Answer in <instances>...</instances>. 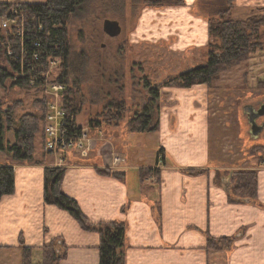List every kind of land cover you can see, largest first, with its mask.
<instances>
[{"label": "rangeland", "instance_id": "obj_1", "mask_svg": "<svg viewBox=\"0 0 264 264\" xmlns=\"http://www.w3.org/2000/svg\"><path fill=\"white\" fill-rule=\"evenodd\" d=\"M6 1L12 4L46 2ZM224 2L199 0L192 10L193 17L207 22L209 30V19L218 13ZM261 2L259 7L255 2L246 10L237 8L235 2L233 20L263 17L264 2ZM183 3V0H84L66 20L70 50L66 64L67 85L58 81L64 73V60L61 58L49 59L46 67L50 73L49 82L66 85V91L71 89V111L77 127L85 130L91 140L77 152L86 153L88 157L101 154L110 169L127 166L129 161L118 155L120 153L132 156L139 153L153 164L160 150L165 151L156 147L162 121L169 117L170 130L175 132L181 107L188 109L193 118L202 112L209 124L212 164L222 169L218 173V181L220 184L228 183L232 190L241 174H257V169L264 167V131L258 140H253L243 111L249 105L257 109L259 102H264V86H260L261 82L264 83V26L260 30V50L246 64L224 73L214 88L204 85V94L185 92L187 89L171 86L169 82L189 69L204 65L212 48L208 47L210 38L205 47L196 48L192 44L197 43L196 40L201 41V28H198L201 22L192 18L188 26L171 24L173 9L183 6ZM106 20L120 24V36L111 38L104 33ZM6 50L0 47V55L7 58ZM18 78L29 81L34 76L11 77L0 86L1 108L13 111L16 124L26 115L42 116L36 103L51 101L37 88L16 87ZM59 104L65 107L64 94L60 95ZM75 107L77 110H72ZM116 107H123V110L117 111ZM147 108L152 110V126L156 129L159 126L158 132L133 134L129 122L141 116ZM257 124L263 125L264 117ZM43 129V123H40L36 149H42L47 155L53 154L45 150ZM10 132L13 133L12 130ZM62 155L64 153L58 156ZM133 168L136 170L137 165L131 163L130 170ZM11 260L15 257L12 256Z\"/></svg>", "mask_w": 264, "mask_h": 264}, {"label": "crops", "instance_id": "obj_2", "mask_svg": "<svg viewBox=\"0 0 264 264\" xmlns=\"http://www.w3.org/2000/svg\"><path fill=\"white\" fill-rule=\"evenodd\" d=\"M183 1L173 9L174 26H188L195 19L192 10L199 0ZM255 2L262 5L261 0H236V6L246 10ZM195 20L201 22V41L192 44L202 48L209 42L208 23ZM205 90L198 85L185 92ZM193 116L181 107L175 132L169 117L162 121L156 146L165 150L162 160L157 157L150 164L139 153L118 154L137 165L136 170H130L129 162L110 169L101 154L88 157L74 151L58 156L36 149L34 162L24 164L0 152V166L13 167L16 175L15 193L0 200V264H21L22 246L32 249L33 264H42L43 248L54 241L67 250L61 264H100L99 234L45 204V170L52 168L65 169L62 191L92 224H125V264H264V167L257 169V201L231 203V185L220 184L222 169L212 164L207 117L202 112ZM6 140L13 143V133H7ZM105 169L125 176H102L99 171ZM143 171L152 172L144 182L139 175ZM223 238L233 240L230 250L207 249L210 239Z\"/></svg>", "mask_w": 264, "mask_h": 264}, {"label": "trees", "instance_id": "obj_3", "mask_svg": "<svg viewBox=\"0 0 264 264\" xmlns=\"http://www.w3.org/2000/svg\"><path fill=\"white\" fill-rule=\"evenodd\" d=\"M84 0H46L42 4L7 3L0 0V18L9 15L12 9L29 14L34 18V22L29 23L27 38L41 42L44 51L43 63L45 70L49 59L61 58L64 60L63 75L58 77V81L67 85V60L70 55L66 39V20L80 8ZM236 0H225L224 4L209 19V46L212 51L208 54L207 62L202 65L183 72L179 77L169 82L171 86L183 89H190L194 86L205 85L209 89L214 85L224 73L240 67L260 50V30L264 26L263 17H250L245 21L233 20L232 14ZM263 11V10H261ZM41 30V31H40ZM0 29V40H6ZM18 54V50H16ZM52 62V61H51ZM20 72V62H15L11 58L0 55V86H3L11 77H16ZM16 87L27 89L30 83L27 79L18 78ZM264 86V83H260ZM32 87V86H31ZM71 89L65 91L64 109L72 115L70 99ZM157 95V93H156ZM0 102V152H4L18 163L32 164L35 158L36 137L40 132L46 113V100L36 103L38 110L42 111V116L26 115L16 124L13 111L2 109ZM45 106V108L43 107ZM115 108V107H114ZM123 107H116L117 111H122ZM72 110H77L75 107ZM152 110L147 108L141 116L129 122L130 130L133 134L156 133L159 126H152ZM13 131L14 142L6 140V134ZM163 151L160 150L158 161L164 158ZM165 162V159L164 161ZM102 176L122 179L125 175L112 173L110 170L99 171ZM157 174V172H154ZM200 171H192V174H200ZM152 174L151 171L139 172L140 181ZM237 179L236 185L229 192L231 203H241L245 201H257V174L244 173ZM65 176V169L45 170V192L44 201L47 205L55 206L68 212L86 231L98 233L100 236V264H125L126 248V226L121 222L92 224L82 213L77 202L62 191V181ZM16 175L13 167L0 166V200L4 196L15 193ZM22 243V242H21ZM54 241L43 248L42 264H61L66 258V247L61 242ZM22 246V244H21ZM233 246V240L223 238L219 240L210 239L207 249L210 251H228ZM22 264H33L32 249L23 247ZM60 249V251H59Z\"/></svg>", "mask_w": 264, "mask_h": 264}, {"label": "built area", "instance_id": "obj_4", "mask_svg": "<svg viewBox=\"0 0 264 264\" xmlns=\"http://www.w3.org/2000/svg\"><path fill=\"white\" fill-rule=\"evenodd\" d=\"M33 19L16 9H12L9 15L1 17L0 29L4 35L6 33V40L0 41L4 43L0 47L7 49V58L20 62L18 77L34 76L32 80L29 79L30 85L38 91H43L51 99L46 100V113L43 119L45 150L55 155L78 151L91 140L85 130L77 127L73 114L70 115L64 106L59 104V97L66 91V85L49 82L50 73L45 70L41 42L27 38L29 23L33 22Z\"/></svg>", "mask_w": 264, "mask_h": 264}, {"label": "water", "instance_id": "obj_5", "mask_svg": "<svg viewBox=\"0 0 264 264\" xmlns=\"http://www.w3.org/2000/svg\"><path fill=\"white\" fill-rule=\"evenodd\" d=\"M103 30L104 33L111 38H116L120 36L122 32V28L120 24L116 21H110V20H106L104 22ZM243 111L247 117L248 124L250 126V135L252 139L258 140V138L264 131V124L263 125L257 124V120L261 117H264V105L262 106V109L258 113H254V108L253 106L250 105L244 107Z\"/></svg>", "mask_w": 264, "mask_h": 264}, {"label": "flooded vegetation", "instance_id": "obj_6", "mask_svg": "<svg viewBox=\"0 0 264 264\" xmlns=\"http://www.w3.org/2000/svg\"><path fill=\"white\" fill-rule=\"evenodd\" d=\"M258 102H259V101H258ZM263 105H264V102H263V101H260L259 104H258V107H259V108L255 109V108L253 107V108H254V113H258V112L262 109V106H263ZM259 119H260V118H259ZM259 119H258V121H259ZM258 121H257V122H258Z\"/></svg>", "mask_w": 264, "mask_h": 264}]
</instances>
